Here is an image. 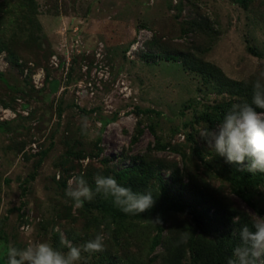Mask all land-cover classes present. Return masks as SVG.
Returning a JSON list of instances; mask_svg holds the SVG:
<instances>
[{
  "label": "rangeland",
  "instance_id": "obj_1",
  "mask_svg": "<svg viewBox=\"0 0 264 264\" xmlns=\"http://www.w3.org/2000/svg\"><path fill=\"white\" fill-rule=\"evenodd\" d=\"M34 1L30 6L28 0H0V229L6 238H0V245L51 244L52 226L78 229L79 222L66 215L69 202L56 184L62 177L55 162L65 150L63 137L89 142L100 135L103 149L73 161L70 186L74 177L103 169L102 158L128 157L153 145L149 124L164 142L183 144L188 153L196 145L201 157L193 155L187 170L260 216L232 194L228 177L234 169L215 154L195 120L209 107L237 101L228 81L254 80L257 66H264V0ZM188 12L208 28L194 36L184 32ZM152 36L177 48L192 42L189 50L203 68L186 66L181 55L146 60L141 51ZM136 106L161 114H138ZM189 122L196 127L193 141L187 140ZM137 124L142 134L132 145ZM48 147L36 166L37 153ZM154 153L182 166L177 153ZM151 194L159 202V193ZM254 195L264 207V181ZM76 209L73 205L71 213ZM154 232L152 225H135L125 233L129 239L121 253L145 261ZM87 260L81 264H91Z\"/></svg>",
  "mask_w": 264,
  "mask_h": 264
},
{
  "label": "trees",
  "instance_id": "obj_2",
  "mask_svg": "<svg viewBox=\"0 0 264 264\" xmlns=\"http://www.w3.org/2000/svg\"><path fill=\"white\" fill-rule=\"evenodd\" d=\"M244 2L245 0H239ZM29 5L35 4L34 0H28ZM21 4H24L23 2ZM185 20L184 32L189 31L196 35L205 31L208 26L205 21L194 12H188ZM193 43L185 44L177 48L167 44L154 36L145 41L146 50L141 55L146 60H155L158 54L165 59H177L183 57V63L193 69L203 68V62L193 55L189 47ZM6 47V45H5ZM0 49H2L0 47ZM247 49L254 55H259L257 50L248 45ZM163 50V51H162ZM213 75H218L216 68H208ZM2 73L0 72V76ZM231 95L238 97L237 101L209 107V110L198 115L196 122L204 128L215 129L216 124L223 118L225 112L233 104L251 103L254 80L228 81ZM225 84V81H224ZM137 113L160 115L159 111L146 108L141 110L136 106ZM141 110V111H140ZM62 112L58 107V114ZM141 123V121H139ZM139 124V123H138ZM136 126L135 133L131 136V144L134 145L142 134V128ZM192 129L187 133V140L193 141L196 127L193 122L188 123ZM154 135V144L149 143L142 153L131 156L119 155L115 160L102 158L103 169L94 170L83 177L87 184L94 190V178L97 175L108 176V170H112L114 177L122 186L130 187L133 191L142 193H159V202L141 214H126L117 207L112 199L105 198L102 194H95L91 201H84L83 207L77 208L71 213L74 202L66 196L68 178L73 161H78L86 156H95L103 150L100 146V135L94 140L86 142L82 138H62L65 150L57 158L55 166L60 167L62 177L56 180V184L62 195L69 202V210L66 215L75 222H79L78 229L63 227L50 230L51 245L61 248L60 236L62 231L66 239L74 246H83L87 241L94 239L95 235L106 233L105 250L97 253H83L85 260L91 264H227L234 246L240 243L239 230L255 218L244 207H241L229 194H222L209 184V181L201 175L192 174L187 170L188 161L193 155L201 157L196 145L190 146V152H186L183 144L164 142L156 133L152 124L148 125ZM50 147V146H49ZM48 148L40 150L35 160L38 166L48 153ZM168 150L180 156L179 161L168 156H157L155 151ZM250 157H245L243 164H229L234 170V175L228 177L232 194L238 196L248 204L257 214L264 215V207L255 199L254 191L264 181V172H249L247 167L251 164ZM128 160V164L122 163ZM107 171V172H106ZM164 175H167L164 178ZM152 178L154 181H152ZM26 188L23 187L22 194ZM59 214V213H58ZM171 216H176L171 217ZM235 221V223H234ZM152 225L155 230L150 236L148 251L145 261L132 259L129 253L122 254L126 238L125 233L131 232L135 225ZM46 230V229H45ZM235 230V231H233ZM79 231V232H77ZM0 238L5 240V235L0 229ZM77 243V244H76ZM20 247V243H13ZM67 251L66 248L62 249ZM84 260V261H85Z\"/></svg>",
  "mask_w": 264,
  "mask_h": 264
},
{
  "label": "clouds",
  "instance_id": "obj_3",
  "mask_svg": "<svg viewBox=\"0 0 264 264\" xmlns=\"http://www.w3.org/2000/svg\"><path fill=\"white\" fill-rule=\"evenodd\" d=\"M254 76L251 103L233 104L215 129L200 130L215 154L224 157L227 163L243 164L245 157H250L252 162L247 171L252 173L264 172V66L258 65ZM94 183L93 190L82 176L74 177L65 194L77 208L83 207L84 201H91L95 194H102L110 197L121 211L132 215L144 213L154 204L151 192H134L112 176L97 175ZM239 239L227 264H264V217L257 216L243 225ZM104 241L105 236L97 234L83 246H74L61 234V248L46 241L31 242L22 248L0 245L3 248L0 261L3 264H81L85 260L83 253L104 251Z\"/></svg>",
  "mask_w": 264,
  "mask_h": 264
}]
</instances>
